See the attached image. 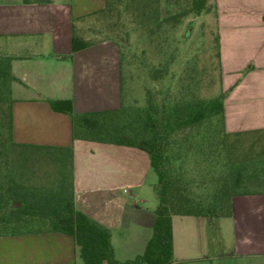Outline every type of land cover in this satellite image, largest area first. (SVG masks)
<instances>
[{
	"label": "crops",
	"instance_id": "0c3cea01",
	"mask_svg": "<svg viewBox=\"0 0 264 264\" xmlns=\"http://www.w3.org/2000/svg\"><path fill=\"white\" fill-rule=\"evenodd\" d=\"M103 6L104 0H0V55L11 59L15 78L12 141L71 150L74 207L108 229L114 258L124 262L142 254L152 232L148 155L134 146L73 139L70 116L50 105L67 100L74 113L120 107L117 45L102 40L71 51L72 19ZM214 6L223 128L263 129L264 0H214ZM20 224L31 226L0 231V264H77L71 235ZM170 225L171 264H264V193L232 196L228 215L175 214Z\"/></svg>",
	"mask_w": 264,
	"mask_h": 264
},
{
	"label": "trees",
	"instance_id": "16d2710c",
	"mask_svg": "<svg viewBox=\"0 0 264 264\" xmlns=\"http://www.w3.org/2000/svg\"><path fill=\"white\" fill-rule=\"evenodd\" d=\"M159 1L104 0L103 8L72 19L71 51L102 40H111L117 45L110 37L85 38L82 31L76 27V23L86 17H94L97 22L101 19L114 18L120 22L121 27L138 25L158 42L160 36L158 32L163 21L170 19L178 21L181 16V13H173L162 19ZM22 2L46 4L50 0ZM187 8L186 13L192 12L195 15L212 11L215 20L214 0H189ZM216 42L218 45L217 32ZM117 47L119 50L118 45ZM10 60L9 57L0 55V231L15 232L12 227L23 220L46 224L49 230L73 237L77 264H171L172 215H228L232 196L264 193V145L257 150L254 149L258 141L264 142V128L225 132L222 108L225 95L222 91L218 96L209 99L184 95L172 100L162 98L158 104L149 100L145 108L134 111V120L140 122V130L134 131L137 138L123 129L130 119L127 110L122 107V89L121 105L117 110L74 113L69 101H51L50 105L54 110L70 116L73 139L134 146L148 155L150 168L156 175L153 189L157 203L153 209L152 232L142 254L132 260L117 261L109 241L108 229L74 207L71 150L58 149L55 153L47 152L49 156H40L41 149L38 147L12 141L10 85L15 78L10 71ZM119 60L122 65L120 51ZM157 94L161 95V91ZM204 122L219 126L221 132L219 143L229 153L230 165L236 164L237 167L229 187L227 183H221L201 200L190 197L170 177L162 161L167 158L163 153V146L169 136L185 128L198 130ZM250 136L253 138L247 140ZM196 143L199 145L200 140ZM244 146L248 151H242ZM43 159L50 161L56 169L53 171L55 177L53 175L50 180L51 183H55L53 186H36L32 182L28 183V176L34 174L18 170L22 164ZM65 172L68 181L64 178ZM16 203L18 205H14Z\"/></svg>",
	"mask_w": 264,
	"mask_h": 264
},
{
	"label": "rangeland",
	"instance_id": "374dc122",
	"mask_svg": "<svg viewBox=\"0 0 264 264\" xmlns=\"http://www.w3.org/2000/svg\"><path fill=\"white\" fill-rule=\"evenodd\" d=\"M188 5L189 0L159 1L162 19L173 13H181V16L178 21H163L158 32V42L140 26L121 27L120 22L114 18L97 22L94 17H86L76 23L85 38L110 37L119 46L122 59V107L127 110L130 119H127L129 122L123 129L133 136L134 131L140 130V122L134 120V111L145 108L149 100L158 104L162 98L172 100L184 95L202 99L216 97L220 91L225 95L220 82L217 25L212 11L198 15L186 13ZM158 91H161V95L157 94ZM220 135L218 125L212 126L204 122L198 130L185 128L169 136L163 146V153L167 155L162 161L163 167L194 199L203 200L206 194L221 183H227L229 187L235 175L237 166L230 165L231 157L219 143ZM252 138L250 136L247 140ZM199 140L200 144L197 145ZM262 145L264 142L258 141L254 149L257 150ZM242 151H248L246 146ZM47 152L52 151L41 150L40 154L44 156ZM18 170L33 173L34 176L27 178V182H32L33 185L55 184L50 180L56 169L48 160L30 161L22 164ZM149 177L144 191L150 206H155L157 198L153 185L156 175L151 172ZM64 178L69 180L68 175ZM33 226L47 228L46 224ZM21 228L26 226L18 224L12 230Z\"/></svg>",
	"mask_w": 264,
	"mask_h": 264
}]
</instances>
